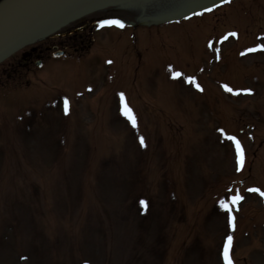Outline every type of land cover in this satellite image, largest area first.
<instances>
[{"label":"rangeland","instance_id":"obj_1","mask_svg":"<svg viewBox=\"0 0 264 264\" xmlns=\"http://www.w3.org/2000/svg\"><path fill=\"white\" fill-rule=\"evenodd\" d=\"M247 1L263 17L258 45L264 0ZM240 10L218 7L206 36L240 25L251 37L255 22ZM184 20L136 38L97 28L106 60L87 67L81 97L69 92L80 76L61 65L0 81V264H225L230 216L235 264H264V196L249 191L264 192V50L164 48L187 45L167 39Z\"/></svg>","mask_w":264,"mask_h":264},{"label":"flooded vegetation","instance_id":"obj_2","mask_svg":"<svg viewBox=\"0 0 264 264\" xmlns=\"http://www.w3.org/2000/svg\"><path fill=\"white\" fill-rule=\"evenodd\" d=\"M9 1L11 0H0V7ZM204 5H206V3L198 6ZM144 13L145 11L143 9V12L141 11L137 17L139 19L143 18ZM95 23L96 14L83 18L79 21L78 25L73 24L61 30V33L64 35H58L61 33L52 35L50 41L44 45L35 44L28 49H24L20 53H16L0 65V77L13 78L21 69L30 71L33 69L34 64L40 67L44 65L50 66L54 58L60 57V55H56L60 50H65L62 54L65 56L73 55L78 53V51L89 48L94 41L93 33L95 31ZM77 26L81 28L80 31L68 33V31L77 28Z\"/></svg>","mask_w":264,"mask_h":264},{"label":"water","instance_id":"obj_3","mask_svg":"<svg viewBox=\"0 0 264 264\" xmlns=\"http://www.w3.org/2000/svg\"><path fill=\"white\" fill-rule=\"evenodd\" d=\"M103 1L105 0H59L55 2L47 7L40 16L11 30L0 39V60L43 33L70 7L81 4L93 6Z\"/></svg>","mask_w":264,"mask_h":264},{"label":"snow or ice","instance_id":"obj_4","mask_svg":"<svg viewBox=\"0 0 264 264\" xmlns=\"http://www.w3.org/2000/svg\"><path fill=\"white\" fill-rule=\"evenodd\" d=\"M225 2H229V0H225ZM207 11H211V9H207ZM104 24H106V25H116V26H119V27H123V25L121 24V22L118 21V20L105 21ZM236 35H237V33H235V32L229 33L227 36L224 37V40H227L229 38V36H236ZM262 50H264V45H261L259 48L249 49L248 51L249 52H253V51H262ZM109 63H111V61H109ZM180 75H181L180 73H176V76L177 77L180 76ZM189 83H194V81L190 79L189 80ZM196 86H197V88L200 91H203V89L200 88V86L198 84ZM224 87H225V90L226 91L233 92V89L230 88V87H228L227 85H225ZM235 94L236 95H239L240 93L239 92H236ZM248 94H251L250 93V90L248 91ZM65 110L67 111V101H65ZM124 114L126 116H128V118L132 121L133 126L135 127L136 126V123H135V119H134V117H133V115L131 113V109H128L127 106H125V112H124ZM221 131H223V130H221ZM228 139L235 141L236 147H237V150H238V153H239V156H240V161L239 162L242 165V163H243V152H242V149H241V146H240L239 141L236 140V138L235 137H232V136H229ZM140 143H141V145L144 144L143 138L140 139ZM249 191L257 192L261 196H264V192H262L259 188H252V189H249ZM242 199H243L242 196H234L233 199H232V204H238ZM141 203L143 204L144 202L141 201ZM221 207L224 208L226 211L231 212V208L228 207L223 202L221 203ZM234 221H235V217L234 216H230L229 223L231 224L233 230H235V222ZM232 242H233V237L231 235L227 236V241H226V244H225V247H224V260H225V264H233V261H232V259L230 258V255H229V252H230V249H231V246H232Z\"/></svg>","mask_w":264,"mask_h":264},{"label":"bare ground","instance_id":"obj_5","mask_svg":"<svg viewBox=\"0 0 264 264\" xmlns=\"http://www.w3.org/2000/svg\"><path fill=\"white\" fill-rule=\"evenodd\" d=\"M56 1L58 0H29L20 2L17 8L13 6L5 14L0 15V31H10L31 18L37 17L50 4ZM83 8L84 6L72 7L65 15L68 17V15L76 14Z\"/></svg>","mask_w":264,"mask_h":264}]
</instances>
